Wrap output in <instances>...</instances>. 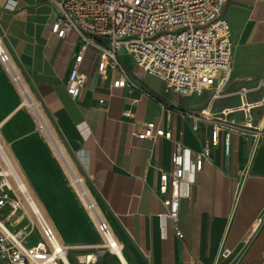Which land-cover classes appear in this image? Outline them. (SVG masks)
I'll list each match as a JSON object with an SVG mask.
<instances>
[{
	"label": "crops",
	"instance_id": "obj_1",
	"mask_svg": "<svg viewBox=\"0 0 264 264\" xmlns=\"http://www.w3.org/2000/svg\"><path fill=\"white\" fill-rule=\"evenodd\" d=\"M223 16L233 49L225 97L213 99L210 90L190 96L165 91L163 82L135 70L125 54L132 63L125 72L133 85L111 88L115 73L108 71L102 79L97 53L88 47L80 66L86 81L72 98L65 83L81 46L77 34L59 38L51 32L57 11L48 0H0L1 43L121 244L120 258L107 254L90 264H264V137L220 129L210 160L196 173L189 196L180 199L183 238L175 235L158 193L159 174L171 170L175 142L191 156L210 144L211 124L195 117L242 122L240 114L223 115V110L239 105L233 95L237 89L264 78V0H227ZM259 96L253 92L248 99ZM19 102L0 64V136L14 163L62 243H99L95 223L70 186L62 160ZM252 115L255 124H264V109ZM148 122L169 131L170 138H137L135 133ZM32 236V242L39 239ZM224 249L228 258L220 256ZM90 252L69 251L66 260L80 264Z\"/></svg>",
	"mask_w": 264,
	"mask_h": 264
},
{
	"label": "built area",
	"instance_id": "obj_2",
	"mask_svg": "<svg viewBox=\"0 0 264 264\" xmlns=\"http://www.w3.org/2000/svg\"><path fill=\"white\" fill-rule=\"evenodd\" d=\"M48 1L57 11L51 32L59 38L75 32L81 43L65 83L72 98L78 96L86 81L80 66L88 47L97 53V71L102 79L107 78L108 71L115 73L111 88L130 89L133 85L120 60L125 54L143 73L163 82L165 91L190 96L210 90L213 99L226 96L233 54L229 26L223 16L227 0ZM0 64L18 92L19 106L32 116L35 129L62 160L69 184L101 238L99 243L85 246L59 240L0 136V264H65L69 251L83 249L91 252L80 264L94 263L107 254L120 258L121 244L98 211L85 178L62 153L41 102L1 40ZM253 92H260V96L250 101L248 95ZM233 95L238 97L239 105L223 110V115L238 113L242 122L225 118L206 120L211 124L210 144L191 156L188 148L175 142L170 155L171 170L159 174L158 193L163 195L165 216L178 238H183L178 224L180 199L189 196L196 173L210 160V146L218 144L220 129L234 130L254 139L264 137V124H255L252 115L253 110L264 109V78H258L250 87L237 89ZM123 115L129 116V112L124 111ZM135 136L170 138V132L148 122L145 130ZM36 234L39 239L32 242L30 238ZM229 255L226 249L220 254L223 258Z\"/></svg>",
	"mask_w": 264,
	"mask_h": 264
},
{
	"label": "bare ground",
	"instance_id": "obj_3",
	"mask_svg": "<svg viewBox=\"0 0 264 264\" xmlns=\"http://www.w3.org/2000/svg\"><path fill=\"white\" fill-rule=\"evenodd\" d=\"M198 118V117H196ZM199 119H204V120H210V121H219V118H214V117H210L209 115L207 114H204L201 118ZM52 130V129H51ZM52 134H53V137L55 138L56 142L58 143V146L59 148L61 149L62 153L65 155V152L59 142V140L57 139V137L55 136L53 130H52ZM66 156V155H65ZM67 157V156H66ZM65 264H71L68 260L65 259Z\"/></svg>",
	"mask_w": 264,
	"mask_h": 264
},
{
	"label": "rangeland",
	"instance_id": "obj_4",
	"mask_svg": "<svg viewBox=\"0 0 264 264\" xmlns=\"http://www.w3.org/2000/svg\"><path fill=\"white\" fill-rule=\"evenodd\" d=\"M120 60H121V62H122V64H123V66L125 67V68H129V66H131L132 65V63H131V61L126 57V56H122L121 58H120ZM135 68V70H137L138 68L137 67H134ZM207 93H208V95H210V91H207ZM47 140V139H46ZM48 141V140H47ZM4 142V141H3ZM49 142V141H48ZM6 145V144H5ZM7 146V145H6ZM31 241H32V239H34V237L32 236L31 238Z\"/></svg>",
	"mask_w": 264,
	"mask_h": 264
}]
</instances>
